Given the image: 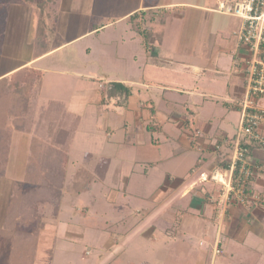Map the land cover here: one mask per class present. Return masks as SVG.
Wrapping results in <instances>:
<instances>
[{
  "label": "rangeland",
  "instance_id": "1",
  "mask_svg": "<svg viewBox=\"0 0 264 264\" xmlns=\"http://www.w3.org/2000/svg\"><path fill=\"white\" fill-rule=\"evenodd\" d=\"M38 1L0 0L2 45L5 42L4 31L8 21V10L13 4H21L37 13L36 18L39 22L37 38L40 37V31L43 35L44 31L54 24L53 14L51 17L46 14H49L48 10H54L55 0L49 1L43 8H39ZM182 1L190 4L206 3L205 5L209 7L198 9L186 4L167 10L173 17L168 30L175 43L169 50L165 49V52L168 51L172 62L184 60L200 62L205 71L200 74L199 79L195 77L194 65L178 66L173 63L171 65H175L173 67L177 70L173 74L175 77L172 79L170 76L171 80L164 78L162 69L158 70L150 65V58L141 47L140 42L145 35L129 30L123 32L119 44L116 42L113 49H105L104 33H101L100 45L92 50L95 52L94 55L86 52L85 47L88 43L91 44V40L85 39L78 42L74 49L64 50L65 53L62 52L59 57L53 58L59 61L60 57L64 58L70 52L66 57L69 63L74 61L82 65V61L88 69H104L111 75L119 76L121 80L127 79L129 85L134 83L131 78L138 79L136 82L142 78L147 81L151 79V82L154 79H161L171 85L181 84L183 86L180 87L184 89L208 86L206 98H199L198 108L202 121L208 120L206 122L212 125L213 132L219 128H226L231 134L241 114L238 109L228 107L224 101L228 102L233 96L228 86L234 74L230 48L234 49L237 43V37L232 30L239 22L238 18L217 11L218 0ZM123 3L118 2L119 6L130 5L129 1ZM167 11L165 13L163 10H157L160 12V21L167 17ZM105 39H109V36L107 35ZM36 41L38 43V40ZM116 53L121 54L120 59ZM172 72L169 69V74ZM69 78L71 77L66 76L58 80V76H51L50 85L41 104L48 110L47 121L43 116L44 122L39 123L36 120L32 124L27 123L22 117V104L19 101L22 97L15 94L16 91L8 90L5 83H0V264H216L215 257L212 258L211 255L207 259L203 258L204 261L200 260L198 243L200 234L195 230H198L199 226L193 223L192 225L191 222L185 225L187 217L182 221V225L167 224L158 211L152 212L159 194H163L159 189L160 184L171 189L174 188V180H182L184 182L182 188L199 179L201 174L186 182V176H174L168 172L173 161L154 160L155 157L168 153L170 143L164 134H154L155 138L158 137L163 142L159 149L165 153L161 152V155L150 143L140 147L138 144L125 142L126 131L119 125L124 123L133 125L131 111L126 112L125 116H116L112 112L114 108L112 103L107 111L106 109L100 111L89 104L84 107V114L81 111L73 112L69 106L75 82L79 80V86L90 82L82 77H72L73 81L70 82ZM109 85V82L102 81L99 87L104 90ZM57 86H62L63 93L59 96L50 91ZM154 89H156L154 86L152 89L149 86L145 87V95L151 94ZM174 94L181 105L182 102L188 101L186 92L177 91ZM133 100H137V97L132 98ZM156 103L162 108L167 106L162 98H156ZM9 105L11 109L7 108ZM59 111L62 117L59 116L60 118L56 120L54 118ZM37 117L41 119L39 114ZM22 118L25 120L24 123L19 122ZM60 125L64 127L60 128ZM107 127L111 130V137L107 134L109 132ZM127 133V139L131 138L137 143L140 139L151 136L150 133L134 134L132 127H129ZM51 146L55 147L56 154L64 149L71 155L63 196L60 200L51 198L47 203L40 204L41 228L36 248L23 249V237H17L16 242L12 244L11 231L3 229L5 217L8 215L7 209L16 203L12 201V195L17 183L26 187L41 183L42 173L39 170L41 161ZM143 149H148L150 153ZM87 153L92 154V157H87ZM108 156L112 157L111 169L107 180L102 182L96 176L94 167ZM194 158V154H189L186 160L182 161L186 165L184 168L192 163ZM126 187L136 193L129 191L126 193ZM173 196L170 198L171 201L165 203L167 207L160 206V209L172 208L174 205L170 204L174 202ZM168 228H171L169 231L171 234L166 232ZM190 228L193 229L192 232ZM110 232L117 233L113 235L112 240ZM13 246L17 247L15 252ZM231 250L239 254L240 259L228 256L230 260L227 263L224 260L226 256H217L216 260L220 261L222 258L221 262L224 264H241V260L243 264H259L258 261L264 264L263 241L253 243L240 241L235 243L234 249L230 248L228 251Z\"/></svg>",
  "mask_w": 264,
  "mask_h": 264
},
{
  "label": "crops",
  "instance_id": "2",
  "mask_svg": "<svg viewBox=\"0 0 264 264\" xmlns=\"http://www.w3.org/2000/svg\"><path fill=\"white\" fill-rule=\"evenodd\" d=\"M127 1L130 2L129 6H119L118 4V2L125 3ZM186 4L190 3L182 0H55L54 10H48L49 14H46L50 17L53 14L54 24L50 25L44 31V34L38 38L37 28L39 22L36 18L37 13L35 14L33 9L25 8L21 4H13L8 10V21L4 31L5 42L3 45L0 42V83H5L8 90L16 91L15 94L22 97L19 100L22 104V117L27 123L32 124L36 120L39 123L47 121L46 113H48V110L41 104L50 85L51 76H58V80L68 76L71 77L69 78L70 82L73 81L72 77H82L90 83L79 86V80L75 82L69 106L73 112L78 113L81 111L84 114V107L89 104L94 105L100 111L103 109L107 111L112 103L114 105L112 112L116 116L122 117L125 116L126 112L131 111L133 113V125L131 126L129 123L119 125L126 131L124 133L125 142L138 144L140 147L150 143L157 148L159 155H161V152L165 153L163 150L160 152L159 149V147H162L163 142L158 137L155 138L154 134H164L166 140L170 143L168 153L165 156L155 157L154 160L158 162L166 159L173 161L168 172H171L174 176H186V182L196 175L201 174L202 176V174L208 173L218 166H223L231 156L232 143H225V141L235 134L241 122L240 100L245 94L244 77L239 71L234 69L231 82L228 83L233 96L230 97L228 102L224 101L228 107L238 109L241 114L238 124L234 125L230 134L226 128H219L213 132L211 131L212 125L206 122L208 120L202 121V115L198 108L199 98H206L208 86L186 87L184 89V87H180L183 86L181 84L171 85V83H164L161 79H154L151 82V79L147 81L142 78L139 79V82H136L138 79L131 78L134 83L129 85L126 82L127 79L121 80L119 76L111 75L110 72L104 69H88V66L84 65L82 61V65H80V62L74 61L69 63L66 57L70 52L64 58L60 57L59 61L53 58L59 57L62 52L65 53L64 50L74 49L78 42L85 39L91 40V44L88 43L85 47L86 52L94 55L95 52L92 50L97 49L100 45L101 33H104V47L107 50L108 48L113 49L116 42L119 44L123 32L129 30L143 34V29H145L147 35H142L144 38L140 44L144 48L145 55L149 56L150 65L153 68L162 69L163 77L165 76L164 78L171 80L169 77L171 76L173 79L175 77L173 74L177 71L173 67L175 65H171L172 63L178 64V66L192 64L196 72L195 77L199 79L200 74L205 71L200 62L187 60L181 61L182 63L172 62L168 51L165 52V49L169 50L172 44L175 43L169 32L170 30H168L173 17L167 10L170 11L172 8L185 6ZM205 4L190 5L198 9H206L209 6ZM120 8H123V10H120ZM157 10H163L165 13L167 11V17H164L163 21H160V12H157ZM134 17L136 19H133ZM134 23L141 26V33L136 30ZM237 26L238 24L233 28V33H235ZM107 35L109 39H105ZM36 40H38V43H36ZM236 47L237 43L234 49ZM234 49L230 48L232 64H234L235 57ZM106 53L108 52L106 51ZM115 55L119 59L121 58L120 53ZM76 58L79 57L76 56ZM25 68H30L35 73L30 74L25 71ZM169 69L173 71L170 74ZM166 73L168 74L166 75ZM102 81L122 83L131 90V93L129 95L122 94L116 97H108L106 89L102 90L99 87ZM148 86L151 89L154 86L156 89L151 90L153 93L145 95L146 90L144 88ZM169 88L174 89V91L172 92ZM50 91L54 92L56 96L63 93L62 86H57L56 89H50ZM177 91L178 93L186 92L188 101L182 102L181 105L176 97L177 95L174 94ZM134 97H137V100L132 101ZM156 98H162L167 106L160 107L156 103ZM260 105L264 107V100L260 101ZM7 108L11 109V105ZM180 108L182 109L180 110ZM123 111L125 113H122ZM38 114L41 119H38ZM57 114L54 118L56 120L62 117L60 111ZM43 116L45 117L44 121L42 120ZM23 118L19 122L24 123ZM63 127V125H60V128ZM129 127L134 128V134L135 132L144 133L143 135L150 133L151 136L150 138L140 139L138 143L131 138L127 139ZM39 128L41 129V124ZM107 130H109L107 134L111 137V130L109 128ZM262 130L264 132V124ZM28 142L31 141L28 140ZM218 143L221 144L219 149L216 148ZM146 150L148 149H143L145 152ZM154 151L153 149L152 152ZM147 153H150V151L148 150ZM189 154H194L195 158L192 163L184 168L186 165L182 161L186 160ZM86 156L92 157V154L87 153ZM111 160V156L104 157L94 167L96 176L102 182H105L107 176H109ZM249 161L254 170L251 186L255 192L260 194V200L249 199L246 203H241L231 197L228 199V194H223L220 185L202 182L201 176L182 188L181 186L184 184L182 180H174V188L171 189L164 184L159 185V189L163 194H159V199L155 207L152 208V212L158 211V214L166 220L167 224L182 225V221L187 217L188 221L185 225L191 222V224L199 226V229L195 230L200 234L198 237L200 260L204 261L203 258L207 259L211 255L212 258L215 257L216 264H224L221 262L222 258L217 261L216 257L226 256L224 260L228 263L230 260L228 256L239 258V254L234 250L228 251L230 248L234 249L235 243L240 241L244 243L246 241L250 243L264 242V146H254ZM70 162L71 155L69 152L67 174ZM101 163L105 164L102 177L97 173L98 164ZM104 164L101 165L104 166ZM178 169L184 171L180 172ZM187 170L188 173H186ZM128 191L136 193L126 187L125 192ZM172 196L174 202L170 205L174 206H171L170 209L168 207V210L160 209V206L167 207L165 203L168 200L171 201ZM162 211L163 213H161ZM170 230L171 228H168L166 232ZM115 233L110 232V240H112ZM120 236L125 237L126 235L120 234ZM258 262L260 264V261ZM241 264H243L242 260Z\"/></svg>",
  "mask_w": 264,
  "mask_h": 264
},
{
  "label": "built area",
  "instance_id": "3",
  "mask_svg": "<svg viewBox=\"0 0 264 264\" xmlns=\"http://www.w3.org/2000/svg\"><path fill=\"white\" fill-rule=\"evenodd\" d=\"M216 10L238 18L233 67L244 77L245 94L240 100L241 122L225 141L232 143L229 161L202 174L200 179L220 185L228 199L246 203L261 199L251 186L254 170L249 157L254 146H264V107L260 105L264 100V0H218ZM220 147L218 143L216 148Z\"/></svg>",
  "mask_w": 264,
  "mask_h": 264
},
{
  "label": "trees",
  "instance_id": "4",
  "mask_svg": "<svg viewBox=\"0 0 264 264\" xmlns=\"http://www.w3.org/2000/svg\"><path fill=\"white\" fill-rule=\"evenodd\" d=\"M10 1L21 2L32 0ZM49 1L53 0H39L37 5L39 8H43ZM133 19H136V17ZM134 27L140 33L142 32L139 24L134 23ZM146 32L147 31L143 29L142 33L145 36L147 35ZM41 36L42 34L40 31V37ZM25 71L30 74L35 73V71L30 68H25ZM37 73L39 74V72ZM106 93L108 97H116L122 94L129 95L131 90L122 83L113 82L107 87ZM64 132L67 133L66 131ZM54 152H56L55 147L51 146L42 158L41 168L39 169L40 173H42L41 183L39 185H36L35 183L33 186L29 187L22 186L17 183V186L13 191L14 195H12V201L16 203L12 202L13 204L7 209L8 215L5 217L3 229H9L11 231L13 235L12 244L16 242L15 240L17 237H23V249L31 247V249L35 250L36 248L41 228L40 204L42 205L47 203L51 198L60 200L63 196V188L65 186V178L68 168L69 151L61 149L57 154ZM101 164H98L97 173H99V176L102 177V173L105 171V164L104 166ZM56 210L58 212V206L56 207ZM17 246H19V244ZM15 248L17 247H14L13 252H15Z\"/></svg>",
  "mask_w": 264,
  "mask_h": 264
}]
</instances>
